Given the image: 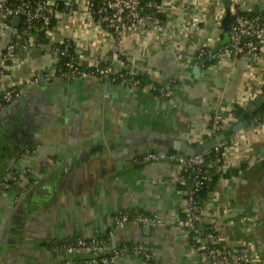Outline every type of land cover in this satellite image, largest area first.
I'll return each instance as SVG.
<instances>
[{
    "label": "crops",
    "instance_id": "crops-1",
    "mask_svg": "<svg viewBox=\"0 0 264 264\" xmlns=\"http://www.w3.org/2000/svg\"><path fill=\"white\" fill-rule=\"evenodd\" d=\"M238 2L264 13V0ZM83 6L66 0L47 41L30 37L8 63L12 32L0 14V95L16 92L0 107V264H63L56 243L95 237L120 250L98 264H146L138 249L152 264H210L178 224L187 210L178 169L164 155L134 159L179 154L175 142L195 147L216 137L213 118L222 122V175L199 209L204 230L197 227L264 264V121L256 132L248 127L264 91V49L258 59L216 57L207 66L195 59L199 47L215 52L227 40L229 0H170L163 18L116 34ZM62 42L81 67L109 65L143 84L66 79L57 72ZM236 108L253 113L234 132L243 115ZM118 213L158 222L116 225Z\"/></svg>",
    "mask_w": 264,
    "mask_h": 264
},
{
    "label": "built area",
    "instance_id": "built-area-1",
    "mask_svg": "<svg viewBox=\"0 0 264 264\" xmlns=\"http://www.w3.org/2000/svg\"><path fill=\"white\" fill-rule=\"evenodd\" d=\"M57 0H0V14L3 17V26L10 29L12 38L5 48L3 54L4 62H9L15 56L21 46L26 43L30 37H37L35 32L36 23L46 26V33L52 28L48 27L52 19H55L57 9ZM64 2L66 0H63ZM170 0H84L83 9L85 12L97 13L105 27L114 34L119 33L124 27H130L133 30L143 28L147 24L154 23L158 19L154 16L155 12H163L166 3ZM232 11L231 19L227 28V40L215 51L210 52L206 47H199L196 51L195 59L201 62L207 55L214 60L216 57H248L258 59L261 57L264 49V16L263 12L255 9H248L239 4L238 0H229ZM263 13V14H262ZM13 16H19L21 27H14L10 20ZM21 42V44H20ZM68 46L69 43L66 42ZM56 50L65 57L64 66L66 71L62 74L66 79L75 77L95 76L106 80H118L121 84L134 83L139 85V80L130 79L125 73H120L109 65H98L90 68H83L79 65L76 56H71L63 50ZM46 80L50 75L44 76ZM131 80V81H130ZM154 90V87H151ZM14 90H5L0 95V107L9 102ZM264 121V114L259 117L252 115L249 122V128L256 132L258 126ZM222 122L216 118L211 120L210 129L212 131L221 129ZM223 142L219 141L213 146L215 152L223 148ZM186 156L182 153H157L148 151L137 156L134 160L138 163H146L160 159L163 155L172 162L178 169L182 181L183 174L191 171L195 176L190 189H186L184 194L187 198V210L178 224L189 230H193V242L196 248L208 258L210 264H252L250 253L246 247L238 249H229L223 245L214 242V236L207 234L206 237L195 227L194 222L200 219L199 209L196 205L195 193L206 179V167L203 154ZM221 157L215 159L221 162ZM208 165H211L209 162ZM132 220L138 224L155 225L158 220L148 214H137L130 216L126 213H118L114 216V223H122ZM65 255L63 264H74L76 260L84 264L108 263L116 258L120 250L111 251L105 240L100 237L91 239L77 238L71 242L63 243L58 247ZM146 264H152L150 256L142 252Z\"/></svg>",
    "mask_w": 264,
    "mask_h": 264
},
{
    "label": "trees",
    "instance_id": "trees-1",
    "mask_svg": "<svg viewBox=\"0 0 264 264\" xmlns=\"http://www.w3.org/2000/svg\"><path fill=\"white\" fill-rule=\"evenodd\" d=\"M64 6H65V2L63 0H57L56 1V9L58 11L63 10ZM94 14L97 15V13H94ZM154 16L157 19L163 18L162 13H160V12H155ZM263 16H264V14H263ZM54 21L55 20L52 19L50 24L48 25V27H52L54 24ZM19 27H21V22L18 25V28ZM46 29H47V27L41 25L40 22L36 23L35 32L37 33L38 41H40V42H46L47 41ZM20 44H21V42H20ZM55 47L63 50L65 53L70 54L71 56H74L72 46L70 44L67 46L66 42L56 44ZM58 55H59V62H58V66H57V70H58L57 72H59V74L62 75L66 71V68L64 66L65 57L62 56L61 54H59V52H58ZM211 62H212V59L208 58L207 55H205L201 60V64L203 66L209 65V63H211ZM101 66H103V65H101ZM132 76H133L132 77L133 79L139 80V85L143 84L144 80L141 76H139V75H132ZM112 82L117 83L118 80H114ZM154 91H156V90H154ZM157 93L159 94V92H157ZM234 114L237 115L238 117H240L243 114V110L236 108L234 110ZM255 114L259 117H261L264 114V104L259 109L254 110V115ZM220 134H223V131L221 129L218 130L215 135L218 136ZM212 137L213 136H209V137L207 136V139L210 140ZM170 151L173 152L174 150H170ZM222 151H223V148H221L217 152H215L214 149L212 148L203 154L204 161H205V167H206V179L204 180L203 184L199 187L198 191L195 193V200H196V205L198 206V208H200L203 200H205L207 198L208 193L213 189L216 181L222 175V172L216 171L217 166L219 165V162L215 161V159L221 157ZM209 162L211 163V165H208ZM224 175H226V174H224ZM194 176L195 175L191 171H188L187 173L183 174L184 180H183V183L180 184V187H182L183 189H190L192 184H193L192 180L194 179ZM198 221L199 220H196L194 222L195 227H197ZM190 234L192 237L191 239H193V230L190 231ZM68 242H71V241H67V242L63 241V242L56 243L55 247H54L55 251L57 249V252L62 253V251L59 250L58 247L61 244L68 243ZM111 251H113V250H111ZM74 264H84V263L80 262L79 260H76V262Z\"/></svg>",
    "mask_w": 264,
    "mask_h": 264
},
{
    "label": "water",
    "instance_id": "water-1",
    "mask_svg": "<svg viewBox=\"0 0 264 264\" xmlns=\"http://www.w3.org/2000/svg\"><path fill=\"white\" fill-rule=\"evenodd\" d=\"M19 21H20L19 16H13L10 20L11 24L14 27L18 26ZM224 33L227 34V25L224 26ZM198 71H199L198 67H194V72H198ZM109 86L112 87L114 85L110 83ZM263 104H264V91L258 94L254 99L255 108L259 109ZM252 113H253L252 110H248L244 112L241 120L232 126V131L236 132L240 130L241 128L246 127L248 125V118L250 115H252ZM223 138H224L223 134H220L195 147L190 146L183 142H175L174 148L175 150L183 153L186 156H194V155L202 154L204 151H208L212 149L213 146L216 145L219 141L223 140ZM261 157H262L261 164H262V167L264 168V155ZM198 227L200 228L201 231L204 230V226L202 223H198Z\"/></svg>",
    "mask_w": 264,
    "mask_h": 264
}]
</instances>
